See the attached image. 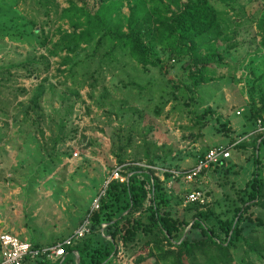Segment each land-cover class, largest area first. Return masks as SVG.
Returning a JSON list of instances; mask_svg holds the SVG:
<instances>
[{"label": "rangeland", "instance_id": "1", "mask_svg": "<svg viewBox=\"0 0 264 264\" xmlns=\"http://www.w3.org/2000/svg\"><path fill=\"white\" fill-rule=\"evenodd\" d=\"M68 1L49 0L46 6L37 0H0V75L5 74L1 68L28 54L47 55L26 34L27 22L42 26V37L51 39L50 48L60 35L57 29H69V23L59 19ZM76 1L92 9L97 6V0ZM112 1L120 6L119 16H126L134 2L105 0ZM146 1L156 10L155 17L165 18L173 9L167 0ZM212 3L223 17L225 31L198 53L215 52L222 59L211 60L204 71L210 80L196 86L190 75L194 67L187 69L186 59L176 61L169 54L173 41L165 37L154 47L164 69L143 68L127 54H114L115 60L103 65L102 81L93 88L79 75L83 61L89 70L99 65L97 56L87 57L92 47L76 55L75 76L59 72L67 67L59 63L63 54L49 57L50 68L39 77L10 69L12 77L0 86L8 92V86L28 90L18 93L17 102L13 90L0 93V100L12 101L7 116L0 114V222L13 227L14 235L39 244L57 241L75 228L113 170L127 164L148 166V158L155 161V175L173 174L165 186L170 195L183 197L180 206L172 207L177 215L191 204H185L191 191H199L200 204L223 217L230 216L228 208L241 205L239 196L252 178L253 138L264 131L251 117L252 102L264 96V0H233L230 6ZM38 92L39 108L33 110L29 102ZM238 143L243 147L236 148ZM121 146L119 164L116 154ZM215 146L228 148L229 160L185 181L183 175L198 157ZM259 154L264 166V143ZM253 211L261 225L243 223L253 230L252 244L259 252L250 260L264 264V209L259 205ZM138 254L140 258L130 257L128 264H150L146 250ZM201 255L197 264H221L217 257L209 259L207 252Z\"/></svg>", "mask_w": 264, "mask_h": 264}, {"label": "trees", "instance_id": "2", "mask_svg": "<svg viewBox=\"0 0 264 264\" xmlns=\"http://www.w3.org/2000/svg\"><path fill=\"white\" fill-rule=\"evenodd\" d=\"M37 1H42L46 6L49 2ZM167 1L173 9L168 16L160 18L155 17L156 10L154 7L149 8L146 0H134L126 16L118 15L120 6L114 1L97 0L96 8L92 9L86 4L78 5L76 0H69L68 7L61 9L59 13V19L66 20L69 29L61 31L58 28V39L47 48L51 43L50 37H42V26L37 25L35 21H28L30 30L26 34H30L31 40L38 41L47 51V55L28 54L25 60L1 68L5 70V74L0 75V82L6 83L10 80L12 68L23 69V75L26 77H39L42 71L49 70V57L62 54L59 63L67 67L59 72L65 73L66 76H75L73 68L79 62L74 59L78 52L89 47H92V52L87 57L97 56L99 65L89 70L86 61H81L84 68L80 70L79 75L92 88L102 81L99 78L103 65H109L115 60L114 54H127L128 59L136 61L143 68L160 66L164 69L154 51L155 45L160 43L163 37L173 41L169 54L176 61L186 59L184 66L189 70L194 67V71L190 73L194 86L209 81L210 79L204 76L205 69L209 67L211 60L222 59V56L215 52L200 55L198 51L222 36L225 31L223 17L212 3L213 0ZM218 1L222 6H230L229 3L233 0ZM2 13L0 8V14ZM4 25L7 30L8 25ZM5 89L4 85H1L0 93L8 94L13 90L15 102L18 93H28V90L22 87H13L11 90L8 86L9 92ZM41 94L42 92H38L33 95L29 108H39ZM1 100L0 114L7 116L12 101L7 98ZM263 115L264 96H261L258 101L252 102L251 117L258 119L260 126L264 127ZM263 143L264 131H261L253 138L252 178L239 196L241 205L228 208L230 216L223 217L212 207L198 202L182 207L181 215H177L172 207L180 206L183 197L170 195L165 186L173 174L166 171L164 178L155 175V161L148 158V166H121L118 171L124 180H110L104 188L102 187L99 208L93 210L89 216L88 234L72 245L65 246L64 254L58 258L49 259L41 255L34 259L27 258L23 264H77V257L78 264H114L113 260L121 249L120 246L123 255L128 259L140 258L138 253L146 250V258L150 264H197L201 253L205 252L212 255L209 259L219 258L221 264H254L250 260L251 255L256 253L259 257L257 246L252 244L251 236L254 232L250 229L248 232L247 225L243 223L258 221V225H261L260 218L254 216L253 207L260 205L264 209V200L261 202L264 198V166L259 154ZM235 146L241 148L243 144L238 143ZM119 149L116 156L118 163L122 164L123 161L119 157L124 148L121 146ZM228 160L225 159L220 164ZM220 164L201 173L212 171ZM89 209L85 211L84 216ZM66 236L48 242L47 245H54ZM31 244L35 248L46 246L37 242Z\"/></svg>", "mask_w": 264, "mask_h": 264}, {"label": "built area", "instance_id": "3", "mask_svg": "<svg viewBox=\"0 0 264 264\" xmlns=\"http://www.w3.org/2000/svg\"><path fill=\"white\" fill-rule=\"evenodd\" d=\"M240 112H237L239 114ZM259 125H260V121ZM260 129L264 127L259 126ZM73 156L76 157L77 153L74 152ZM230 157V151L224 146H215L208 149L203 156H199L195 166L186 172L183 177L185 181H191L194 177L198 176L202 171L212 168L214 165L220 164L223 160ZM119 169L116 168L106 180L104 187L110 180L118 179L123 181L124 178L119 175ZM178 175V174H177ZM176 175V176H177ZM103 191L95 197L90 205L89 212L80 219L76 228L67 235L62 241L54 245H46L35 248L31 243L20 239L16 235L3 232L0 233V264H23L27 258H37L38 256H46L49 259H55L64 254V247L72 245L76 240L84 237L89 232V216L93 210L99 208V198ZM199 202L202 203L201 193L199 191H191L186 195L185 204ZM114 264H128L130 260L125 258L122 250L119 249L116 258L113 260Z\"/></svg>", "mask_w": 264, "mask_h": 264}, {"label": "crops", "instance_id": "4", "mask_svg": "<svg viewBox=\"0 0 264 264\" xmlns=\"http://www.w3.org/2000/svg\"><path fill=\"white\" fill-rule=\"evenodd\" d=\"M79 221H80V220H79ZM79 221H78V223H79ZM78 223H77V225H78ZM0 224L3 226L2 228H4V231L2 230V231H0V233H3V232H9V233H12L11 230H13V227H11L10 225L8 226L5 222H0ZM77 225H76V226H77ZM7 226H8V227H7ZM76 226H75V228H76ZM75 228H74V229H75ZM74 229H73V230H74ZM73 230H72V231H73ZM72 231H71V232H72ZM71 232H70V233H71ZM70 233H68V234H70ZM12 234H14V233H12ZM68 234H67V235H68ZM15 235H16V234H15ZM22 240H25V241H27V242H29V243H33V242H34V241H32L30 238H29V240L26 239V238H24V239H22ZM42 245H47V244H42Z\"/></svg>", "mask_w": 264, "mask_h": 264}, {"label": "water", "instance_id": "5", "mask_svg": "<svg viewBox=\"0 0 264 264\" xmlns=\"http://www.w3.org/2000/svg\"><path fill=\"white\" fill-rule=\"evenodd\" d=\"M76 263L78 264V257L76 258Z\"/></svg>", "mask_w": 264, "mask_h": 264}]
</instances>
